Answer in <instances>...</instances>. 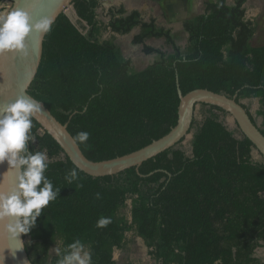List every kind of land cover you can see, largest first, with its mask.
I'll list each match as a JSON object with an SVG mask.
<instances>
[{
	"label": "trees",
	"instance_id": "trees-1",
	"mask_svg": "<svg viewBox=\"0 0 264 264\" xmlns=\"http://www.w3.org/2000/svg\"><path fill=\"white\" fill-rule=\"evenodd\" d=\"M247 0H214L204 12L182 22L184 52L171 31L137 11L106 10L100 0H74L77 26L63 13L45 35L41 61L27 93L44 104L74 139L89 133L82 154L92 162L121 157L165 136L177 122L179 98L205 89L235 97L264 136V45L251 47L256 25L245 18ZM9 0H0V16ZM158 60L136 71L106 32L127 36ZM163 39L167 54L145 45ZM258 99L252 116L241 104ZM201 122L191 130V155L167 150L117 175L93 178L69 161L56 142L33 120L29 145L46 151V173L59 196L45 208L27 236L31 264H57L54 247L80 240L92 253V264L118 263L115 250H127V234L142 240L152 264H264L255 257L264 248V161H255L251 142L235 135L220 120L222 110L199 105ZM75 169L79 179L65 177ZM99 194V198H97ZM130 200L129 219L119 212ZM110 223L99 227L98 221ZM141 264V263H138Z\"/></svg>",
	"mask_w": 264,
	"mask_h": 264
},
{
	"label": "clouds",
	"instance_id": "clouds-1",
	"mask_svg": "<svg viewBox=\"0 0 264 264\" xmlns=\"http://www.w3.org/2000/svg\"><path fill=\"white\" fill-rule=\"evenodd\" d=\"M53 19L33 17L22 10H12L0 17V54H11L24 58L28 54V37L33 32L47 35L52 31ZM42 112V106L24 95L0 106V165H7L14 173L13 186L0 190V238L14 242L13 247L0 248V264L4 262V251L15 256L23 251L26 242L22 239L35 228L45 208L57 199L61 189L54 187L46 175L49 157L46 151H34L29 145L35 142L32 135L33 120ZM89 133L78 132L75 143L86 144ZM71 184L79 179L75 169L65 177ZM99 198V194H97ZM110 223L108 218L98 221L99 227ZM57 264H92V253L80 240L66 248L54 247ZM215 264H221L219 260Z\"/></svg>",
	"mask_w": 264,
	"mask_h": 264
},
{
	"label": "water",
	"instance_id": "water-1",
	"mask_svg": "<svg viewBox=\"0 0 264 264\" xmlns=\"http://www.w3.org/2000/svg\"><path fill=\"white\" fill-rule=\"evenodd\" d=\"M9 1L10 4L0 17L18 9L28 12L34 20L50 17L55 22L59 15L65 14L74 0ZM44 37L45 35L35 32L30 34L28 54L24 58L11 54H0V106L21 95L34 99L27 91L35 78L41 61ZM177 94L179 105L176 125L165 136L142 149L111 160L100 162L88 160L67 131V125L59 123L39 101L42 112L36 116L34 121L56 142L76 169L93 178L114 176L130 168H135L138 171L142 163L167 150L176 149L188 137L195 109L199 105L213 106L229 115L241 134L251 142L255 152L264 161V136L251 122L242 106L235 101V97L229 98L205 89L193 90L186 95H182L178 89ZM6 168V164L0 165V190L3 191L9 190L15 181L14 173L11 170L3 174ZM13 246H15L14 242L9 241L6 237L0 238V248ZM3 255V264H31L25 248L23 251H18L15 256L10 255L8 250H5Z\"/></svg>",
	"mask_w": 264,
	"mask_h": 264
},
{
	"label": "rangeland",
	"instance_id": "rangeland-1",
	"mask_svg": "<svg viewBox=\"0 0 264 264\" xmlns=\"http://www.w3.org/2000/svg\"><path fill=\"white\" fill-rule=\"evenodd\" d=\"M214 0H121L125 10L137 7L142 12V19L147 21L149 18L155 19L158 26L171 31V37L179 49L184 52L186 46V34L182 30V22L186 19L192 18L204 12V6L208 2ZM106 3V6L101 5V8L97 10L98 19L103 23H107L108 18L105 17L106 10L109 7H118L117 2H111L110 0H101V4ZM65 15L77 26L81 28V24L76 23L72 16V11L69 8L65 11ZM245 18L252 21L256 25V32L250 41L251 47H259L264 45V0H247L245 4ZM136 31H132L127 36H118L106 32L103 35V39L112 38L114 42L119 46L122 55L129 59L133 68L136 71L144 69L146 66L152 64L158 60V55L150 54L146 55L142 51V46H136L132 44V38ZM145 45L154 49L161 50L164 53H172V48L165 44L163 39H151L145 42ZM241 104L247 107L249 113L254 116L259 109L258 99H244L241 100ZM220 120L231 132L235 135L238 133L232 118L223 113H219ZM194 118L199 124L201 122L200 107L197 106L194 113ZM197 133L196 127L193 128L186 140L180 143L177 148L184 151L186 156L191 155V141ZM252 158L255 161H259L260 156L253 151ZM130 200H127L126 207L122 209L119 214L124 215L129 219ZM127 250L120 251L115 250L113 252V260L118 263L130 262L134 264H152L153 261L147 254V249L144 246L141 239L134 237L132 234H127ZM55 253L54 250L51 252ZM255 257L264 259V248H259L255 252Z\"/></svg>",
	"mask_w": 264,
	"mask_h": 264
},
{
	"label": "crops",
	"instance_id": "crops-1",
	"mask_svg": "<svg viewBox=\"0 0 264 264\" xmlns=\"http://www.w3.org/2000/svg\"><path fill=\"white\" fill-rule=\"evenodd\" d=\"M104 1V0H103ZM111 2H117V5H118V7H115V8H119V7H123V6H121V4H122V2H121V0H110ZM100 2H101V0H100ZM106 3H103V4H101V5H103V6H106L105 5ZM110 8V7H109ZM124 8V7H123ZM125 9V8H124ZM127 13H129V12H132V11H137V12H139V14L141 15V17H142V12H141V10L140 9H138L137 7H135V8H130V9H126L125 10ZM194 17V16H193ZM150 19V18H149ZM153 19V18H152ZM155 20V19H154Z\"/></svg>",
	"mask_w": 264,
	"mask_h": 264
}]
</instances>
